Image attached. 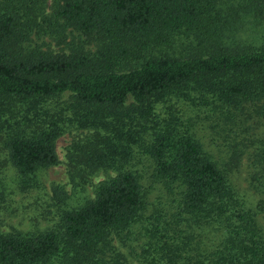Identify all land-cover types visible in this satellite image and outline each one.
I'll return each mask as SVG.
<instances>
[{"label":"trees","instance_id":"obj_1","mask_svg":"<svg viewBox=\"0 0 264 264\" xmlns=\"http://www.w3.org/2000/svg\"><path fill=\"white\" fill-rule=\"evenodd\" d=\"M37 3L0 0V148L28 189L56 165V139L86 130L66 151L69 184L114 176L55 229L0 232V264H128L112 241L136 229L131 264H264V233L227 177L235 158L213 160L178 106L264 118V41H224L240 13L264 25V0H51L48 14ZM65 33L78 37L66 52L32 41ZM258 156L264 194V139Z\"/></svg>","mask_w":264,"mask_h":264},{"label":"rangeland","instance_id":"obj_2","mask_svg":"<svg viewBox=\"0 0 264 264\" xmlns=\"http://www.w3.org/2000/svg\"><path fill=\"white\" fill-rule=\"evenodd\" d=\"M38 5L48 14L51 0H37ZM225 13V12H224ZM225 42L230 45L259 44L264 41V25L251 16L240 13V18L231 21L226 32ZM65 43L58 44L55 40L43 37L33 38V43L41 44L44 49L53 53L66 52V44L76 41L77 34L65 33ZM188 120L197 141L203 150L221 166L229 164L231 157L235 163L229 165L228 180L244 201L246 208L255 213L258 227L264 233V194L257 188L256 178L260 177L261 162L259 161V145L264 139V118L250 117V113H242L236 119H231L226 113H208V117L200 110L185 108L178 104ZM181 113V115L183 114ZM91 132L86 130H69L59 136L54 149L57 163L54 166L36 173V185L23 189L14 168L6 161L5 152L0 148V232H20L26 234L55 229L58 223L59 211L79 206L84 199H92L97 184L113 177L108 171L96 174L84 187V190H74L69 184L66 173V151L70 144L80 141ZM135 149V148H134ZM137 154V153H136ZM135 154V155H136ZM133 166L141 174V184L149 187L151 163L142 154L133 156ZM226 168V167H225ZM149 200L161 196L158 185H150ZM58 188L65 194L64 203L58 204L54 189ZM137 230L130 236V241L121 245L117 240L112 245L131 264V240L136 237ZM133 231V230H132ZM134 263V262H133Z\"/></svg>","mask_w":264,"mask_h":264}]
</instances>
